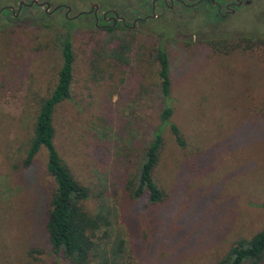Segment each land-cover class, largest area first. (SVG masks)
Returning <instances> with one entry per match:
<instances>
[{"label":"rangeland","instance_id":"1","mask_svg":"<svg viewBox=\"0 0 264 264\" xmlns=\"http://www.w3.org/2000/svg\"><path fill=\"white\" fill-rule=\"evenodd\" d=\"M19 1L0 5L16 9ZM38 1L61 9L46 13L50 20H31L39 17L36 8L15 21L0 19V264H68L52 252L44 226L53 185L45 149L22 164L39 103L61 65L66 6L75 23L69 29L75 61L71 96L55 110V143L89 188L87 208L107 212L102 257L114 264H212L237 239L262 228L264 44L261 50L223 52L213 42L264 35V0H250L215 22L179 5L169 11L160 2L156 17L124 32L131 46L122 65L107 54L117 40L108 41L86 11L97 4L98 15L108 9L135 13L143 9L138 0ZM80 11L86 13L75 16ZM157 43L168 53L170 120L184 144L163 126L153 176L167 198L150 203L146 196L130 197L125 183L161 126L163 100L151 53ZM115 241L122 242L118 257L112 254Z\"/></svg>","mask_w":264,"mask_h":264},{"label":"trees","instance_id":"2","mask_svg":"<svg viewBox=\"0 0 264 264\" xmlns=\"http://www.w3.org/2000/svg\"><path fill=\"white\" fill-rule=\"evenodd\" d=\"M137 2L144 7L143 9H146L145 4L149 3V0H138ZM31 8H36L35 16H39L37 19L30 18L33 21L53 18L46 15L44 10H40L37 4H32L31 7L23 5L21 10ZM215 9L208 0H204L198 6V10L203 12L204 22L220 20ZM58 10V8L55 9L52 14ZM2 13L9 16L10 20L15 21L20 18L14 17V13L8 8H4ZM101 19L102 21L100 20L98 23L93 20V26L104 29L108 41L117 40L115 46L107 48V54L116 65L127 63L131 45L128 40H125L123 34L130 26L121 22H106L103 18ZM62 20L64 25L67 24L64 26L67 31L59 44L61 65L57 72L54 87L49 95L42 98L39 103L33 121L32 135L27 142L22 164L28 166L38 151L41 148L45 149L47 155L46 171L51 176L53 185L48 193L44 226L52 252L56 256L62 257L68 264H114L107 262L102 257L103 253L98 251L101 247L100 241L104 240L106 229L110 225L107 212L103 208L96 212L87 208L85 201L89 198V188L74 176L55 143V110L61 102L71 96L75 61L69 33V29L75 23H73L74 20L65 16ZM263 44L264 35L261 34H237L232 37L215 39L213 42L214 50L223 52L238 48L248 51L261 50L260 46L262 47ZM151 53L157 62V74L160 79L159 89L163 100L160 111L161 126L153 131L151 140L144 149L138 170L126 180L125 188L128 195L134 199L146 196L150 203H160L167 198V194L158 185L153 176V171L159 161L160 150L163 145V126L169 127L178 145L181 146L184 143L178 127L170 120L172 99L168 53L159 43L153 46ZM121 245V241H115L112 252L114 256H120ZM263 258L264 226L250 237L237 239L226 253L212 264H260Z\"/></svg>","mask_w":264,"mask_h":264},{"label":"flooded vegetation","instance_id":"3","mask_svg":"<svg viewBox=\"0 0 264 264\" xmlns=\"http://www.w3.org/2000/svg\"><path fill=\"white\" fill-rule=\"evenodd\" d=\"M209 3L211 5H213L216 9V12L219 16L220 19L225 18L228 15H232L236 9L238 7H240L242 4H246L247 1L250 0H208ZM30 2V1H29ZM41 2V1H39ZM162 3L167 10L169 11H174V8L176 5L180 6V9H183V11H187V14H198L197 16L201 15V17L203 16V12L198 10V6L204 2V0H149V3H146V9H139V11L135 12L131 9V11H118V10H114V9H108L102 12L101 15H98V7H94V8H90L89 11L86 12H91L92 11V15L94 17V21L96 23L100 22V20L102 21L101 18H103L106 22H110L112 21L113 23H117V22H121L125 25H129V21H131V27L135 26L137 23L142 22L143 20H147V19H151L157 16L156 14V8L158 6L159 3ZM38 5V4H37ZM9 6L11 5H0V19L3 15L2 11L4 8H9ZM23 6V5H22ZM26 6V5H25ZM13 7V6H12ZM29 7V6H28ZM39 7H44V11H45V5H39ZM61 9V5H55L53 8L50 9L49 6V10L46 11L45 13H52L55 9ZM144 8V7H143ZM148 9V10H147ZM190 9V10H188ZM13 13H14V17H19L16 16L19 13H22L23 11L18 10V5L17 8L13 10L10 9ZM68 11L67 6H66V12ZM70 11V9H69ZM68 11V12H69ZM65 12V13H66ZM84 12V13H86ZM115 12L117 13V15L115 14ZM79 13V12H78ZM105 13V14H104ZM83 14V13H82ZM154 15V16H152ZM77 16V14H76ZM99 16H101L99 18ZM66 17V16H65ZM203 20V18H202Z\"/></svg>","mask_w":264,"mask_h":264},{"label":"water","instance_id":"4","mask_svg":"<svg viewBox=\"0 0 264 264\" xmlns=\"http://www.w3.org/2000/svg\"><path fill=\"white\" fill-rule=\"evenodd\" d=\"M248 2H249V1H247V3H248ZM32 4L45 5V12L48 10V8H49V6H50V3L47 2V1H41V2H39L38 0H31L30 2H25V1L21 0V1L18 2V10H20V8L22 7V5L31 6ZM94 7H98V5H97V4L92 5V6H91V9L94 8ZM9 8L13 10V7H12V6H9ZM67 9H68V11H69L70 7L67 6ZM68 11L65 13V16H66V17H68ZM84 12H85V11H80L79 13H77V15H80V14H82V13H84ZM104 14H105V13H104ZM115 14L117 15L116 12H115ZM75 16H76V15H75ZM75 16H73V17H75ZM152 16H154V15H152ZM73 17H70V18H73Z\"/></svg>","mask_w":264,"mask_h":264}]
</instances>
